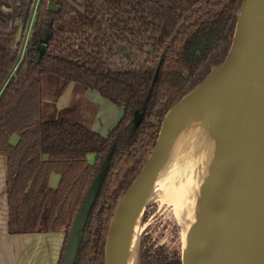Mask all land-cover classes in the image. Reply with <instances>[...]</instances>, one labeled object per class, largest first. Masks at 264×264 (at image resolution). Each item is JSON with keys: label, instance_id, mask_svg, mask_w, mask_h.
<instances>
[{"label": "trees", "instance_id": "16d2710c", "mask_svg": "<svg viewBox=\"0 0 264 264\" xmlns=\"http://www.w3.org/2000/svg\"><path fill=\"white\" fill-rule=\"evenodd\" d=\"M36 1L0 0V155L9 171V233L64 232L61 264L73 221L112 153L76 262L105 264L121 200L151 157L169 112L228 59L245 0H57L58 13L39 0L21 58L25 37L14 52L18 28L24 25L25 35ZM70 84L123 109L106 137L47 119L44 93L52 89L58 97ZM136 112L144 114L138 127ZM54 174L59 182L50 190ZM42 208L43 223L34 230ZM149 218L146 207L141 225ZM139 264H183L182 248L158 246L143 232Z\"/></svg>", "mask_w": 264, "mask_h": 264}, {"label": "water", "instance_id": "95a60500", "mask_svg": "<svg viewBox=\"0 0 264 264\" xmlns=\"http://www.w3.org/2000/svg\"><path fill=\"white\" fill-rule=\"evenodd\" d=\"M57 4V0H49L48 11L52 13L60 12L61 7ZM3 10L6 12L8 11L5 7H3ZM16 24H19V21H17ZM24 31L25 26L20 25L14 44L15 53L19 51V46L23 41ZM48 40L49 38L44 40L45 45ZM44 52L45 49H42L40 52V58L43 56ZM249 55H256L261 63V69L258 75L259 80L258 84L253 87L255 80L248 79V67L243 70V74L241 73L237 77H233L239 78L241 81L248 79L250 84L249 88L241 94V103L239 104H245L247 101L248 104L244 111V118L241 119L239 116V122L235 127L231 141L228 143L230 145V150H233V152H230L226 156V159L230 156L231 160H233L234 163H232L231 166H235V163H237L236 165L241 174V177H239L240 184L247 187L250 194L245 200V205L242 206V211L230 222V224L227 225L228 230H226L225 234L216 242H213V237L211 236L212 244H208L207 247L202 246V249L198 253L196 251L189 252L188 257L190 264H199L201 261L210 257L212 251L215 250V246L217 245L219 248L224 237L228 236L227 239H229V241L225 243L223 247L225 249L229 244L231 245L229 253L231 258L229 257L230 260L229 258L225 260L226 264H264V187L261 188L255 186L253 184L254 182L248 178L246 174L248 160L245 156L246 154L248 155L251 153L258 141L260 142V149L264 154V0H245L242 12L238 16L235 39L228 59L220 67L214 68L207 78L194 91L181 100L164 119L151 157L147 161L137 180L121 200L115 212L106 242L105 264H112V239L116 227L122 219L130 196L135 194L138 197L147 194L159 171L169 136V120L172 113L178 107L189 104L209 77L214 75L217 80L226 78L229 73L232 74L235 69L238 68L243 58ZM239 112V106L233 109L234 114L238 113L239 115ZM143 119L144 114L136 112L134 116L135 127H138ZM245 129L248 131H245ZM111 155L112 153L108 155L102 164L96 179L92 183L83 204L73 221L70 233L66 240L65 252L61 264H76L77 262L91 212L99 197L109 170ZM229 171L230 175L228 177H233L235 179L233 169H230ZM224 181H227V179ZM146 207L147 205L144 207L142 215ZM182 263L185 264L183 255Z\"/></svg>", "mask_w": 264, "mask_h": 264}, {"label": "bare ground", "instance_id": "6f19581e", "mask_svg": "<svg viewBox=\"0 0 264 264\" xmlns=\"http://www.w3.org/2000/svg\"><path fill=\"white\" fill-rule=\"evenodd\" d=\"M246 67L249 69L247 71L248 79L255 80L253 83V87H255L258 84L261 63L256 55H249L243 58L238 68L232 74L229 73L226 78L217 80L214 75L209 77L189 104L178 107L172 113L164 155L151 189L144 196L137 197L135 194L130 196L122 219L116 227L111 243L112 264H139V241L143 229L140 223L141 215L144 207L154 198L156 182L158 183L165 178L166 168H169L166 167L169 154L176 152L177 148H181V153L175 157L176 161L179 162L180 159H183L181 164L184 163L186 166L184 180L187 181V185H179V192L186 195L176 209L179 219L187 228L185 247L182 250L185 264H190L189 252L196 251L198 253L202 249V242L194 238L191 227L194 224L192 222H194V213L198 206L196 197L197 178H201L203 182L204 177H207L211 182L212 174L208 173V167L215 156H219L217 153H221L219 149L223 148L219 167L222 166L226 156L233 152L228 143L231 141L235 127L239 122V116L241 119L245 116L244 111L248 101L245 104L239 103H241V94L249 88L250 84L248 79L241 81L239 78L233 77L243 74ZM238 106L239 115L233 113V109ZM245 131L248 130L245 129ZM211 137L212 140H209L208 138ZM180 141H182L181 147H179ZM209 141L210 144H208ZM245 156L248 160L246 173L248 178L254 182L255 186L264 187V154L260 149V142L258 141L251 153ZM199 172L200 174H198ZM188 190L189 193H187ZM190 194L194 197H188ZM201 203L203 204L204 201ZM227 238L228 236L224 237L220 247L218 248L216 245L210 257L199 264H226L225 260L231 258L229 254L231 245L229 244L225 249L223 247L229 241Z\"/></svg>", "mask_w": 264, "mask_h": 264}, {"label": "rangeland", "instance_id": "374dc122", "mask_svg": "<svg viewBox=\"0 0 264 264\" xmlns=\"http://www.w3.org/2000/svg\"><path fill=\"white\" fill-rule=\"evenodd\" d=\"M38 3L39 0L36 1L34 9L31 12L28 29L27 32H25V38L21 48V58L25 53L28 41L30 40L31 33L37 19ZM84 94L85 91L83 90V87L75 84H70L63 91V93L57 97V99H55V92L52 89L46 91L44 93V102L46 105L45 108L47 111V119H56L54 117L58 112V114L62 115V117H65L70 122L78 123L92 129V121H95L99 124V120L101 121L107 112L104 111L103 107H100L99 109L98 106H96L98 104L93 105L91 102L87 101ZM96 94L100 97L98 93ZM114 108L120 112V115H118L119 121L121 117H123L124 111L123 109L116 106H114ZM104 126L105 127L103 129H107L106 123H104ZM107 134L108 130L105 135ZM208 139L212 140V137ZM16 140L17 136L12 137V142H16ZM181 143L182 141H180V145L178 144L179 147H181ZM208 144H210V141ZM177 149L178 153L176 151L169 154V161L166 165V167L168 166L169 168H166L165 178L158 183L156 182L155 184L154 190L156 191L154 198L147 204L150 218L142 225V233H150L158 246L164 245L171 250L177 248L178 246L183 250L187 235L186 225L179 219L176 211L177 205L183 201V197L186 195H183L179 192V185H187V181L184 180L186 166L184 163L183 165L181 164L183 159H180L179 162H177L175 158L181 153V148ZM219 151L221 153L218 152L217 154L220 157L216 155L215 158L217 161L214 158L213 162H211L208 167V173L212 174L211 182H209L210 179L207 177H204L203 182L201 178H197L198 188L196 191L197 193H195L198 206L197 209H195V217L193 219L194 222H192L194 224H192L191 227L193 229L192 234L194 238L200 240L203 247H205L206 244L208 245L211 243V236L213 237V242H216L225 234L226 230H228L227 225L230 224V222L242 211V206L245 205V200L250 194V191L247 189V187L240 184V171L236 165L237 163H235V166H231V164L234 162L231 160L230 156H228L222 166L219 167L222 159L223 148H220ZM90 158L94 159V156H90ZM230 169H233L235 179L233 177H228L230 175ZM198 174H200V172ZM198 174L196 175L198 176ZM57 178L58 176L55 175L54 179ZM225 179H227V181H224ZM54 186L55 181L53 180L50 184V190H53ZM187 193H189V190ZM190 196L194 197L191 194L188 197ZM201 201H204V203L202 204ZM42 223L43 208L40 210L37 219L32 226L33 229H39Z\"/></svg>", "mask_w": 264, "mask_h": 264}, {"label": "crops", "instance_id": "0c3cea01", "mask_svg": "<svg viewBox=\"0 0 264 264\" xmlns=\"http://www.w3.org/2000/svg\"><path fill=\"white\" fill-rule=\"evenodd\" d=\"M96 93L97 92L94 91H86L84 95L87 101L91 102L93 105L98 104L96 106H98L99 109L103 107L104 111L107 112L103 116V119H101V121L99 120V124L92 121V130L106 137L121 120L118 121L120 112L115 110L114 106L116 105L105 100L98 93L100 95L99 97ZM55 99H57V97H55ZM54 118L67 120L65 117L58 114V112ZM104 123H106L107 129H103L105 127ZM107 130L108 134L105 135ZM17 142L18 137L16 142H12V144L15 145ZM89 160L92 163L94 159L89 157ZM55 175L56 174L52 175L50 181V184L53 180L55 181L54 189L59 182V176L57 175L58 178L54 179ZM8 180L9 171L7 158L4 155H0V264H60L66 238L64 232L41 233L36 231L25 234L9 233Z\"/></svg>", "mask_w": 264, "mask_h": 264}]
</instances>
